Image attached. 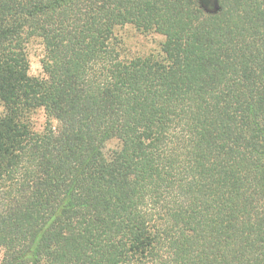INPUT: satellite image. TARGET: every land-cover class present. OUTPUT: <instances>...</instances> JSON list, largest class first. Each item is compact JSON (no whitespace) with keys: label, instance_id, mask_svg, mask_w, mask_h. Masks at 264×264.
Wrapping results in <instances>:
<instances>
[{"label":"trees","instance_id":"obj_1","mask_svg":"<svg viewBox=\"0 0 264 264\" xmlns=\"http://www.w3.org/2000/svg\"><path fill=\"white\" fill-rule=\"evenodd\" d=\"M217 6L0 0V264H264V0Z\"/></svg>","mask_w":264,"mask_h":264},{"label":"rangeland","instance_id":"obj_2","mask_svg":"<svg viewBox=\"0 0 264 264\" xmlns=\"http://www.w3.org/2000/svg\"><path fill=\"white\" fill-rule=\"evenodd\" d=\"M115 37L119 43V51L122 57L131 58L136 56H144L149 53H157L163 37L154 33H143L136 30L131 25H125L115 30ZM27 57L29 62L28 74L31 77H40L42 75L40 59L42 57V47L38 41H32L27 47ZM2 107L0 105V114ZM33 128L37 131L42 129L44 124V115L41 111H37L31 115ZM118 147L116 141L106 143L104 147L105 155H108ZM2 259V251L0 250V262Z\"/></svg>","mask_w":264,"mask_h":264},{"label":"water","instance_id":"obj_3","mask_svg":"<svg viewBox=\"0 0 264 264\" xmlns=\"http://www.w3.org/2000/svg\"><path fill=\"white\" fill-rule=\"evenodd\" d=\"M199 5L208 14H213L218 10L217 0H199Z\"/></svg>","mask_w":264,"mask_h":264}]
</instances>
